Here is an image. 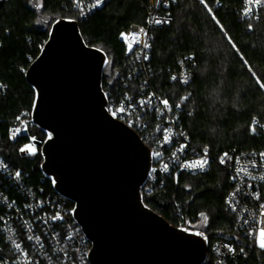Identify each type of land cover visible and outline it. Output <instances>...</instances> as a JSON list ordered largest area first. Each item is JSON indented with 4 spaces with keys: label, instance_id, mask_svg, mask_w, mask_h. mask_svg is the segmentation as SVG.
Listing matches in <instances>:
<instances>
[{
    "label": "trees",
    "instance_id": "obj_1",
    "mask_svg": "<svg viewBox=\"0 0 264 264\" xmlns=\"http://www.w3.org/2000/svg\"><path fill=\"white\" fill-rule=\"evenodd\" d=\"M243 1L220 0L219 6L213 1H172V19L151 30L150 57L136 76L121 34L131 24L145 22V0H107L83 18L73 0L1 2L0 84L6 89L0 92V154L27 174L33 188L58 195L41 171L40 147L22 154L19 148L24 140L11 141L6 133L18 116H31L35 90L25 74L59 18L77 20L85 42L107 54L103 89L109 99H119L125 92L137 94L140 83L148 79L150 88L162 97L182 103L180 125L195 148L207 150L215 158L229 151L263 150L264 7L258 19L245 21L239 14ZM185 57L194 63L193 77L182 85L171 80V73ZM30 132L46 137L36 125ZM143 140L153 147L150 140ZM230 188L227 172L213 163L203 173L179 171L161 180L148 179L142 191L144 203L171 224L206 234L209 252L205 264H215L211 248L216 240L232 241L237 249L238 254L227 258L225 264H264V248L237 233L235 217L225 205ZM65 201L74 208L72 201ZM203 217L206 225L191 227Z\"/></svg>",
    "mask_w": 264,
    "mask_h": 264
},
{
    "label": "water",
    "instance_id": "obj_2",
    "mask_svg": "<svg viewBox=\"0 0 264 264\" xmlns=\"http://www.w3.org/2000/svg\"><path fill=\"white\" fill-rule=\"evenodd\" d=\"M108 61L85 42L77 20L53 22L25 74L35 90L33 123L46 134L38 142L41 171L74 203L90 264H205L206 234L175 226L144 203L153 153L108 111Z\"/></svg>",
    "mask_w": 264,
    "mask_h": 264
},
{
    "label": "built area",
    "instance_id": "obj_3",
    "mask_svg": "<svg viewBox=\"0 0 264 264\" xmlns=\"http://www.w3.org/2000/svg\"><path fill=\"white\" fill-rule=\"evenodd\" d=\"M5 0H0L1 2ZM107 0H73V7L81 18L102 7ZM174 0H145L146 18L143 24L133 23L121 39L130 50L134 76L140 74L152 49L151 30L168 24ZM203 4L220 0H199ZM264 0H244L240 18L251 21L260 17ZM144 45H148L145 47ZM192 58L177 63L171 80L182 85L193 77ZM175 78V79H174ZM6 89L0 84V92ZM139 92H125L119 99H109V113L136 130L142 139L152 143L153 165L149 178L157 181L167 175L184 171L190 174L206 172L215 163L229 175L231 188L225 199L226 208L234 215L238 235H243L257 247L264 244V149L229 151L215 158L207 150L195 148L180 125L181 102L172 103L150 88L149 80L140 83ZM108 96V93H106ZM167 101V104L164 103ZM258 123V119H253ZM34 125L26 113L9 126L6 136L11 141L24 140L22 154L39 149L44 139L30 132ZM264 132V123H262ZM3 133L0 131V140ZM207 163H203V161ZM202 164V166H201ZM19 174V175H18ZM27 174L13 167L0 154V264H90L89 239L82 231L62 195L46 194L27 181ZM73 218V220L71 219ZM215 264H225L238 252L229 240L212 244Z\"/></svg>",
    "mask_w": 264,
    "mask_h": 264
},
{
    "label": "rangeland",
    "instance_id": "obj_4",
    "mask_svg": "<svg viewBox=\"0 0 264 264\" xmlns=\"http://www.w3.org/2000/svg\"><path fill=\"white\" fill-rule=\"evenodd\" d=\"M206 224H207V218L206 217H203L197 223L192 224L191 227L200 228V227H202V226H204ZM194 230H197V229H194ZM260 238H261V240H264V233L263 232L260 233Z\"/></svg>",
    "mask_w": 264,
    "mask_h": 264
},
{
    "label": "snow or ice",
    "instance_id": "obj_5",
    "mask_svg": "<svg viewBox=\"0 0 264 264\" xmlns=\"http://www.w3.org/2000/svg\"><path fill=\"white\" fill-rule=\"evenodd\" d=\"M144 46H145V47H148V45H144ZM174 79H175V78H174ZM164 103L167 104V101H164ZM203 163H207V161L205 160V161L202 162V164H203ZM202 164H201V166H202ZM18 175H19V174H18ZM260 246H261L262 248H264V244H260Z\"/></svg>",
    "mask_w": 264,
    "mask_h": 264
}]
</instances>
